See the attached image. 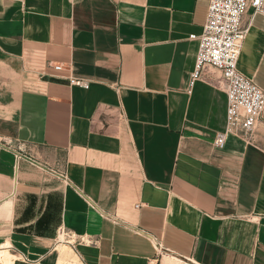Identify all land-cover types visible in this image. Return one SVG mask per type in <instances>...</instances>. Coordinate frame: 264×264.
Returning a JSON list of instances; mask_svg holds the SVG:
<instances>
[{
  "label": "crops",
  "instance_id": "crops-1",
  "mask_svg": "<svg viewBox=\"0 0 264 264\" xmlns=\"http://www.w3.org/2000/svg\"><path fill=\"white\" fill-rule=\"evenodd\" d=\"M208 5L0 0V264H71L61 224L82 264H264V114L217 148L222 75L190 85ZM239 69L264 89L263 15Z\"/></svg>",
  "mask_w": 264,
  "mask_h": 264
},
{
  "label": "built area",
  "instance_id": "built-area-1",
  "mask_svg": "<svg viewBox=\"0 0 264 264\" xmlns=\"http://www.w3.org/2000/svg\"><path fill=\"white\" fill-rule=\"evenodd\" d=\"M250 13L245 22L244 17ZM264 16V0H209L207 17L200 34H191L198 41L195 68L190 85L203 75L206 67L218 70L223 78L227 94V118L223 130L215 137L213 145L222 148L228 136L234 135L248 144L254 143V132L264 114V89L239 69V58L245 38L254 18ZM62 69V64H54ZM71 86L89 89L92 80L70 75ZM0 140V144L7 142ZM8 146L10 144L7 143ZM79 237L61 224L57 228L56 243L72 246Z\"/></svg>",
  "mask_w": 264,
  "mask_h": 264
},
{
  "label": "rangeland",
  "instance_id": "rangeland-1",
  "mask_svg": "<svg viewBox=\"0 0 264 264\" xmlns=\"http://www.w3.org/2000/svg\"><path fill=\"white\" fill-rule=\"evenodd\" d=\"M59 244H62L61 246H60V248H64L66 251H67V256H68V260L71 262V264H82L81 263V260L79 261V262H77V260H75V262H74V260H73V262L71 261V255L73 254V252H74V254L75 255H77V253L75 252V250H73L72 248L74 247V246H72V245H70V244H67V243H64V242H60ZM72 247V248H71ZM75 249V248H74ZM72 253V254H71ZM69 254V255H68ZM78 256V255H77ZM79 257V256H78ZM80 259V258H79ZM176 264H185L184 262H180L179 260H176Z\"/></svg>",
  "mask_w": 264,
  "mask_h": 264
}]
</instances>
